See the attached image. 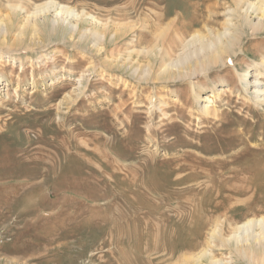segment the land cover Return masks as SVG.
<instances>
[{
  "label": "rangeland",
  "instance_id": "374dc122",
  "mask_svg": "<svg viewBox=\"0 0 264 264\" xmlns=\"http://www.w3.org/2000/svg\"><path fill=\"white\" fill-rule=\"evenodd\" d=\"M45 1L88 16L70 18L81 30L105 26L106 37L72 35L60 20L33 41L29 30L21 40L0 34V264H177L216 226L226 237L252 217V203H264V101L239 87L238 74L261 61L264 32L243 36L248 55L154 82L128 70L145 64L139 51L154 32L175 19L167 46L176 29L186 38L205 22L222 30L233 0H0V18L10 15L16 32ZM214 245L217 259L229 257Z\"/></svg>",
  "mask_w": 264,
  "mask_h": 264
},
{
  "label": "bare ground",
  "instance_id": "6f19581e",
  "mask_svg": "<svg viewBox=\"0 0 264 264\" xmlns=\"http://www.w3.org/2000/svg\"><path fill=\"white\" fill-rule=\"evenodd\" d=\"M10 9L12 11L11 14H13L16 8L10 7ZM224 12H225L224 15L226 16L225 17L226 19L223 22L222 30H218V31L216 30L215 32L212 27L208 26L209 23L205 22V24L203 25L201 29L194 30V32L186 38L181 34V32L178 33L176 29L174 31L175 35H173V38H172V39L176 38V40L178 41V43L175 41L177 43L175 45H173L175 42L173 43L172 39L169 40V43L167 44V46H164L163 44L165 42L164 36L166 35V31L168 32V28L170 24L172 25V23L175 22V19L172 20L170 24L168 23L165 27H162L160 25L162 28L159 29L158 31L156 30V32H154V34L152 35L154 36L153 37L154 43L152 44V46L150 48L142 47L144 49L139 51L140 53H142L141 56L146 57L147 59L145 64L143 63V65L138 66V64L136 63L137 67L136 65L135 67H133L131 66L132 64L128 63L130 65L128 70L130 69L133 70L132 75L141 74L140 72H142V74H144L145 77L152 78L153 81L155 79L162 80L165 82L175 81L176 79H179V78L193 77L198 72L206 73L207 71H209L211 67L216 66V64H219V63L222 65L225 64L226 62L225 59L231 62V58L237 55V53H240L242 55H248V54H245L247 53L248 50L246 51L242 50V47H241L243 43V36L246 35V32H250L252 37L259 35V33L262 34L261 32H264V0H255V1L233 0V2L229 1L227 2V6ZM39 15H42L45 18V19L43 18L44 22L40 21L39 23L38 19H35L36 16H39ZM14 16H16V14L13 15V17ZM82 16H83V19L85 17H88L86 15H82ZM82 16H79V14L76 13L73 8H70L65 5L57 4L54 1H45L38 5L35 4L31 14L26 16L27 18L23 19V22L20 21L22 19L20 18L18 19V21H20L21 23L17 22L18 25L15 26L17 27L16 32L15 31L11 32V30L13 29L12 28L13 26H12L10 15L5 16L6 21L4 17L2 16L3 18H0V34L5 38L10 33H16L15 38L21 40L23 39L24 35L27 32L29 34L31 32L32 33L31 40L33 41V38L37 37L38 35L49 37L51 34L56 33V30H57L56 26L58 25V20H60V23L62 25H66L70 29L69 33L72 35H75L74 33H76V31H78V29L80 28H78L77 24H74L75 22L74 23L71 22L70 18L74 17L76 19H82ZM15 18H13L14 19L13 21H15ZM90 19L93 21H96V19H94L93 16H91ZM132 24L130 25L127 24L129 26H126L124 28L129 29L128 31H132L133 28H135L134 27L135 24L134 25ZM92 25L94 26L96 24L93 23ZM120 28L119 29L117 28L116 32H113L112 34L109 32L111 34L110 37L115 39V42L118 41L116 37L118 35H121L120 33L122 32V29H124V28L122 29ZM98 29L95 27H92L90 29L88 28L87 30L80 29V33H81L80 37L82 38L85 36L86 33H89L90 35H92V37L95 38L96 43L103 41L104 37H106L105 31L107 28H105V26L102 25V27L100 28V30L102 31H99ZM171 29H172L171 31L173 32L174 29L173 28ZM27 30H29L30 32ZM182 30H185V29L183 28ZM62 35L63 34H61L60 36ZM57 36H58V33H57ZM122 36H120V39L122 38ZM26 37H27V34H26ZM47 37H46V40H47ZM53 38L54 37L52 36V40L55 39ZM166 38L167 37H165V39ZM59 39L60 41L62 40L60 37ZM76 39L77 38L75 37V42L77 41ZM4 40L5 39L2 40L3 43H4ZM107 40L109 41L111 39H108V36H107ZM24 43L26 42L24 41ZM29 43L31 44V42ZM79 44H81V42ZM100 47L97 48L96 46L97 51L101 50ZM174 47H178L180 49L178 51L181 53L175 59H172L170 56V52H171L170 48H174ZM140 53L138 55H140ZM130 57H131V54L128 55L127 60ZM260 60H261L260 62L248 68L251 70L246 71L243 74L237 73L239 87L242 88L245 92H249L252 90L253 92L252 95H253V98L256 100L255 101L256 103H261L264 101V87H262L264 85L262 84V81H264V56H261ZM116 64H118V62ZM124 64L126 65L127 63L121 64L123 68L125 67ZM213 92L214 93L217 92V95L219 96V93L222 92V89L217 90V88L214 87L212 89V94ZM192 95L195 100V103L198 104L201 99L200 91L199 92L192 91ZM206 99H208V97H206ZM200 112L204 115H208L209 107L208 106L202 107ZM256 167L257 168L254 169L255 177H254L253 182H255V180L262 178L260 177L262 174L261 170L258 168V166ZM259 187L262 188V190H264V185L259 186ZM252 204L254 206H258L260 204L258 206L260 209L255 211L252 217L247 216L248 218H245L241 223H239L238 225H235L236 227H233L230 225L231 231L229 235H227L226 237L220 236L219 229L216 226L215 228L212 229L209 240H207V244L201 250H199L198 252L194 254L182 256L178 260V263L177 262L176 263L177 264H264V203H252ZM256 212L258 213L256 214ZM215 239L216 240L219 239L223 250L226 249L228 251L227 253L229 255L228 258L226 259L216 258L215 253L212 251L213 248H211L214 245Z\"/></svg>",
  "mask_w": 264,
  "mask_h": 264
}]
</instances>
